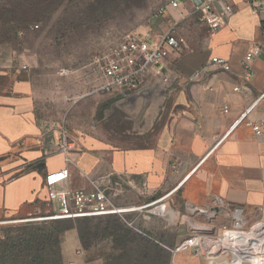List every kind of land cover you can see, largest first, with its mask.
<instances>
[{
	"label": "crops",
	"instance_id": "0c3cea01",
	"mask_svg": "<svg viewBox=\"0 0 264 264\" xmlns=\"http://www.w3.org/2000/svg\"><path fill=\"white\" fill-rule=\"evenodd\" d=\"M234 4L235 11L217 31H209L200 22L206 31L200 48L172 56L171 80L157 84L161 87L158 98L162 104L176 86L173 101L177 110L169 112L145 148L84 138L83 150L74 151L68 141L67 156L58 151L61 137L54 142L53 128H42L39 83L29 76L39 63L38 52L12 51L13 64L0 65V219L24 217L42 209L54 211L56 205L47 200L44 178L67 168L70 189L88 188L89 179L141 188L144 204L156 202L144 207L142 219L137 217L139 209L129 212L133 214L129 222L133 226L141 221L148 237L166 249L173 250L186 239L184 230L190 232L188 236L213 235L217 227L213 217L220 207L226 215L238 211L245 223L264 221V11L252 14L243 0H234ZM173 11L168 9L165 16H172ZM254 45L260 47V54L245 81L242 59ZM211 56L228 59L230 70L211 65ZM195 72L198 76L191 78ZM88 76L89 80L80 82L83 88L87 81L94 86L100 74L93 71ZM55 157L58 163L52 162ZM178 195L183 206L173 202ZM160 204L165 210L158 214ZM201 214L207 220L195 218ZM166 230L174 231L168 242L172 248L159 238L166 237ZM228 258L217 255L191 264H230Z\"/></svg>",
	"mask_w": 264,
	"mask_h": 264
},
{
	"label": "rangeland",
	"instance_id": "374dc122",
	"mask_svg": "<svg viewBox=\"0 0 264 264\" xmlns=\"http://www.w3.org/2000/svg\"><path fill=\"white\" fill-rule=\"evenodd\" d=\"M166 2L0 0V65L13 64L14 50L38 52L39 63L31 68L29 76L39 83L40 123L42 128H53L54 142L65 131L74 151L83 150L81 140L84 138L86 141L99 139L123 148L135 147L139 134L164 124L169 112L177 110L173 101L176 86L160 104V85L151 87V90L147 86L133 93L114 90L86 94L93 85L87 81L83 88L80 84L83 78L89 80L88 74L93 73L89 70V64L94 57L115 44L123 35L148 33L156 37L164 32L170 19L178 20L180 16L176 11L170 17L157 13ZM21 3L33 4L28 11L30 21L26 25L20 24L27 15L23 13L26 7ZM175 35L182 39L181 55L197 50L206 40L205 28L192 15L178 22ZM113 109L122 110L129 119L130 127L124 132L120 131L119 125L107 120ZM44 114L47 117H42ZM155 136L153 131L151 139ZM52 149L53 146L49 148ZM52 162L58 163L59 160L55 157ZM141 190L126 182L111 186L107 193L118 207H138L145 205ZM173 202L176 206L184 205L179 195L175 196ZM145 209L137 210L139 219H142ZM37 211L24 217H2L0 232L8 225L18 224L23 219L33 220L49 210ZM232 212L226 215L224 207L218 208L213 217V224L217 226L213 236L220 234L224 227L232 226ZM132 213L90 218L92 226H99L94 236L91 226L83 244L77 233V227L83 219L71 221L74 227L59 234L62 264H191L193 260L198 263L203 259L193 256L189 251L173 254L170 249L156 244L148 237L141 221H135L133 226L127 224L126 221L132 220ZM187 217L191 221L193 215L189 213ZM195 218L207 220L203 214ZM34 221L51 223L49 220ZM255 221L246 222L243 230H249ZM165 233V238H159L166 243V247L172 248L168 242L174 231L166 230ZM189 234L188 230L183 231L184 238L189 237ZM218 255H226L230 259V254L221 252Z\"/></svg>",
	"mask_w": 264,
	"mask_h": 264
},
{
	"label": "built area",
	"instance_id": "2783aa9c",
	"mask_svg": "<svg viewBox=\"0 0 264 264\" xmlns=\"http://www.w3.org/2000/svg\"><path fill=\"white\" fill-rule=\"evenodd\" d=\"M249 7L252 14L264 11V0H243ZM168 9L177 11L179 19L169 20V23L162 34L155 36L144 34L127 33L123 35L115 44L110 45L99 55H96L89 64V70L100 74L92 89L86 93H109L110 91L137 92L147 86H157V84H168L171 80L169 72L172 56L179 55L182 51V39H178L175 31L180 20L196 17L209 31H217L228 17L235 11L234 0H167L159 7L157 13L165 16ZM260 54V47L254 45L248 50L242 59L243 79L249 80L252 72V62ZM209 63L225 71L230 70L228 59L220 56H211ZM198 72L193 74L196 78ZM238 90V87H234ZM240 119L236 120L234 127ZM259 133V128L255 127ZM71 148L67 140L65 131L62 132L61 139L57 144L58 151L67 156ZM69 162L68 157L65 158ZM68 169L62 168L57 171L47 173L44 178V188L49 203H55L56 209L47 212L33 220H60L77 219L83 217H100L106 215H120L129 213L137 209L147 207L156 201L142 206L118 207L116 206L107 190L111 188L110 181L103 179H89V187L82 189H70L66 186L68 179ZM165 207L158 205V214L163 213ZM236 213V212H235ZM23 219L20 221H28ZM128 225L131 222L126 221ZM224 227L218 235H208L205 233L192 234L173 250V254L189 251L195 257L210 259L221 252L230 254V264H250L239 263L235 260L234 254L228 251L217 250L213 243L220 241L225 231L235 230V227ZM245 225V223H244ZM244 225L241 227L243 230ZM245 231V230H243ZM248 232H255L258 237L264 238V221L256 220ZM245 231V232H246ZM251 242V240H249ZM262 252H258L260 255ZM260 259V264H264V253ZM68 264H73L69 262ZM252 264V263H251Z\"/></svg>",
	"mask_w": 264,
	"mask_h": 264
},
{
	"label": "trees",
	"instance_id": "16d2710c",
	"mask_svg": "<svg viewBox=\"0 0 264 264\" xmlns=\"http://www.w3.org/2000/svg\"><path fill=\"white\" fill-rule=\"evenodd\" d=\"M21 4L28 9H24L23 13L27 15L20 22V24L26 25L30 21L28 11L31 10L33 4ZM107 120L110 123L119 125L121 132L130 127L129 119L120 109H113L107 116ZM159 128L160 124L153 127L152 131L148 130L139 134L138 145L135 148L150 146L153 131L157 133ZM48 212L51 213L52 211ZM90 218L96 217L49 220L51 221L50 224L47 221L28 220L2 227L3 229L0 232V264H62L59 234L74 227L71 221L83 219L77 227L79 241L83 244L86 235L91 230ZM98 226V224L92 226L94 228L93 236ZM110 235H113V233H110Z\"/></svg>",
	"mask_w": 264,
	"mask_h": 264
},
{
	"label": "bare ground",
	"instance_id": "6f19581e",
	"mask_svg": "<svg viewBox=\"0 0 264 264\" xmlns=\"http://www.w3.org/2000/svg\"><path fill=\"white\" fill-rule=\"evenodd\" d=\"M244 223L240 213L238 211L234 213L233 226L235 230L225 231L221 240L213 243V247L217 250L231 252L239 263L260 264L261 256L264 253V238L258 237L255 232L241 230ZM259 251L262 253L257 255Z\"/></svg>",
	"mask_w": 264,
	"mask_h": 264
},
{
	"label": "water",
	"instance_id": "95a60500",
	"mask_svg": "<svg viewBox=\"0 0 264 264\" xmlns=\"http://www.w3.org/2000/svg\"><path fill=\"white\" fill-rule=\"evenodd\" d=\"M241 120V119H240Z\"/></svg>",
	"mask_w": 264,
	"mask_h": 264
}]
</instances>
